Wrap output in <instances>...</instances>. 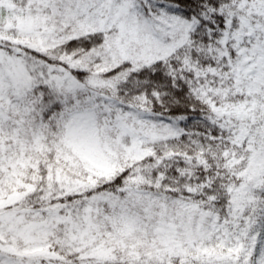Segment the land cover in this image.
Masks as SVG:
<instances>
[{
    "label": "snow or ice",
    "instance_id": "1",
    "mask_svg": "<svg viewBox=\"0 0 264 264\" xmlns=\"http://www.w3.org/2000/svg\"><path fill=\"white\" fill-rule=\"evenodd\" d=\"M0 264H264V0H0Z\"/></svg>",
    "mask_w": 264,
    "mask_h": 264
}]
</instances>
